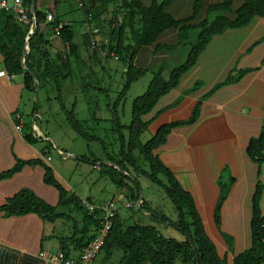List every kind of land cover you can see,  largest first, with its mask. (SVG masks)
Returning a JSON list of instances; mask_svg holds the SVG:
<instances>
[{
	"label": "trees",
	"instance_id": "1",
	"mask_svg": "<svg viewBox=\"0 0 264 264\" xmlns=\"http://www.w3.org/2000/svg\"><path fill=\"white\" fill-rule=\"evenodd\" d=\"M117 1L120 3L117 4L116 14L123 12V17L120 22L115 23V17L111 21L107 48L108 56L111 52H115L119 59L126 63L127 77L115 101L117 105L126 96L131 85L147 71V68L135 64L137 56L144 47L154 45L157 52L163 49L175 51L179 46H184L187 48V54L183 61L170 69L167 77L164 76L166 62L163 61L160 64L146 91L133 101L132 120L127 127L121 121L118 106L114 107L112 131L117 134L119 152L115 156L107 153L105 162L96 158L94 154H91L93 158L85 155L82 159L91 161L95 165L100 164V167L118 188L129 186L128 194L133 202L140 199L142 192L138 175H144L158 184L175 205L177 219H169L165 214L153 209L144 197L138 210L140 212L147 211L153 215L157 214L164 222L177 228L185 236V239L167 238L153 225H143L138 222L127 224L118 213L100 253L104 252V260L108 261L113 257L115 250H122V257L117 264H228L227 255H220L216 243L207 233L194 196L184 188L175 172L162 160L156 150L167 143L173 129L193 125L199 120L204 100L209 99L223 87L240 83L247 75L260 71L264 66V56L260 66L239 67L237 60L226 76L216 82L195 103L189 116L162 122L156 131L152 132L150 138L144 141L142 137L165 111L178 106L186 95L206 86L205 81L198 79L191 88L185 90L172 103L157 109L163 99L172 90L178 88L182 84L183 78L197 67L201 59L203 64H210L216 60L213 57L215 54L212 46L233 43L240 39L241 35L246 34L242 30L243 28L264 17V0H242L237 6H235L236 0H220L213 3H208V0H192V12L185 17H177L170 11L175 0H152L149 5L143 0H88L81 8L89 23L99 22L102 10L108 4L117 3ZM32 2L33 0H26V4L29 6ZM90 13L93 14L92 19H89ZM35 16L37 26L29 34V26L19 23L12 12L0 9V51L4 58L2 64L6 72L10 76L22 75L25 89L31 94L39 92L38 84L40 85L39 90L45 92L48 91V86H55L58 92L57 99L73 130L86 140L99 141L105 145L103 140L91 132L77 117V101L75 100L72 107L68 109L63 98L64 82L77 75L78 72L81 73L82 47L86 48L93 58L103 57L97 51L90 49L91 30L84 33L83 43L80 45L75 42L73 22L64 23L60 33L57 34L56 27L62 22L60 19H54L48 24L49 31L62 41L63 48L52 53L50 50L52 37L46 35V32L41 29V23L47 20V14L38 9L37 0H35ZM169 30L177 31V42L175 44L158 42L160 36ZM217 36L222 37L218 39ZM262 43H264V35L254 41L246 52L252 54ZM27 44H29L30 51L25 54ZM102 45L105 46L106 43L104 42ZM88 75L90 74L85 76L82 74L81 79L84 80ZM90 85V82L83 83V89H88ZM38 103L39 98L34 102L32 113L38 111ZM151 114L153 116L147 119L146 116ZM24 126V139L28 143L35 144L43 140L37 130L33 129L31 122ZM126 129L127 134L125 133ZM52 145L53 143L45 144L44 148H49ZM136 152L149 170L142 168ZM246 153L260 165L259 179L252 196L250 223L252 243L249 248L235 255L234 264H263L264 206H262V197L264 182L260 179V175L261 165L264 164V125L258 135L250 138ZM21 166L22 164H18L14 172L20 170ZM44 167L46 170L44 179L59 190L60 204H73L83 214V226L79 228L75 222L73 224L74 232L70 236L60 238L61 251L67 257H72V250L68 243L74 242L75 248L80 251L95 238L99 228V210L95 214H90L82 206L81 198L75 193H69L56 180L52 168L46 165ZM225 170H229V168L226 167ZM224 171L218 181L220 195L214 211V220L227 243L233 247L235 237L225 231L222 225L223 208L237 179L231 174L224 176ZM10 174L6 173L0 177H8ZM160 175H163L164 179L160 178ZM128 181L134 185L131 186ZM87 199L95 202L90 197ZM1 211L8 215L37 212L45 214V217L51 221L60 217L72 218L65 213L56 212L55 206L41 201L28 189L9 198L5 204L0 206Z\"/></svg>",
	"mask_w": 264,
	"mask_h": 264
},
{
	"label": "crops",
	"instance_id": "2",
	"mask_svg": "<svg viewBox=\"0 0 264 264\" xmlns=\"http://www.w3.org/2000/svg\"><path fill=\"white\" fill-rule=\"evenodd\" d=\"M150 3L146 4L149 5ZM37 7L47 15L52 13L54 19H60L62 24L70 22L60 17L59 13L63 15V12H58L56 7L52 5L43 7L37 0ZM50 22L46 20L41 23V29L46 32V35L52 37L50 50L52 53H56L58 49L63 48V43L49 31L48 24ZM169 33H173L175 36L172 42L161 41L162 37ZM76 36L75 31V42L81 45L83 42L79 43ZM158 42L175 44L177 42V31H166L160 36ZM152 46L154 47L153 53L149 49ZM152 46L144 47L141 50L135 61L137 66L142 68L149 66L154 60L152 59L155 56L153 54H157L159 51L156 52L155 46ZM84 54L85 51L81 49L82 63L86 66H93L91 63H87ZM148 57H150V60H147ZM88 59L89 62L93 59L94 64H97L103 61L104 58H93L89 54ZM243 66L239 65V67ZM204 67L201 59L197 67L191 71V74H194L191 80L188 79L184 85L181 84L178 88L172 90L157 109L172 103L185 90L191 88L196 80L201 79L204 81L203 74L206 73ZM263 73L264 66L260 71L247 75L240 83L223 87L209 99L204 100L199 120L193 125L173 129L167 143L156 150L162 160L175 172L184 188L194 196L206 231L216 243L220 255H227L228 264H234L235 255L249 248L252 243L250 225L252 196L259 179L258 170L260 165L248 156L246 147L250 138L258 135L264 125ZM184 80L185 77L182 83ZM205 82L207 81L205 80ZM215 83L209 85L207 82L204 88L186 95L178 106L165 111L151 125L152 132H155L162 122L189 116L195 103ZM39 89L40 85L38 84L37 90L40 91ZM35 94L26 91L22 75L10 76L3 64H0V176L11 173L8 177H0V206L20 191L28 189L41 201L55 206L56 212L72 216L73 211L77 210L76 207L68 203L60 204L59 190L44 179L46 174L44 165H46L52 168L56 180L65 190L77 194L60 176L47 156L48 149L44 148V141L53 139L51 133L49 129H44V131L40 129L37 123L40 114L39 109L34 113L31 112L30 115L22 111V107L31 102ZM35 98L37 99L38 96ZM188 99L192 102L186 107ZM152 116L153 114L146 116V118ZM34 118L35 127L38 129L37 133L43 137V140L30 144L23 136L24 125L31 122L34 127ZM20 123L23 125V131L16 129V125ZM47 134L49 136H46ZM206 144H209L207 146H210V154L216 164L214 173L205 161L207 152H204L203 148ZM60 150L58 149V151ZM18 164H22V166L20 170L14 172ZM226 165L231 167V175L237 179L223 208L222 228L235 237L233 247H230L227 243L214 220V211L220 195V188L215 179L219 178ZM247 167H250L253 173L250 174ZM260 179L264 182V164L261 165ZM209 180H212L210 187L206 184ZM262 206H264V193ZM66 207H69L68 210H66ZM143 212L149 213L147 211ZM45 216V214L37 212L23 215H8L3 211L0 212V264H45L44 259L39 255L40 252L62 250L60 238L70 236L72 233L61 236L60 232H65L68 227L64 222L61 223V228H57V225L58 220L66 218L60 217L51 221ZM77 225L79 228L83 226H79L78 223ZM68 244L72 250L71 256L76 257L79 251L75 248V243Z\"/></svg>",
	"mask_w": 264,
	"mask_h": 264
},
{
	"label": "rangeland",
	"instance_id": "3",
	"mask_svg": "<svg viewBox=\"0 0 264 264\" xmlns=\"http://www.w3.org/2000/svg\"><path fill=\"white\" fill-rule=\"evenodd\" d=\"M143 1L145 3L151 2V0ZM216 1L220 0H208V3ZM241 1L242 0H236L235 6L239 5ZM38 2L43 7L52 5L56 7L58 12L62 11L63 15L59 13L60 17L64 20L73 22L77 35L76 39L79 43L83 42L84 33L89 32L90 30V39H92V28L99 27L100 33L96 36V39L99 41V44H103L105 42L106 45L103 46L106 48H108L109 43L111 21L115 17L114 22H120L123 17V12L116 14L117 4L120 3L119 1H117V3L108 4V6L102 10L99 22L91 23L86 20V15L82 8L78 6L79 4L77 0H38ZM170 10L177 17H185L192 12V0H175V3ZM254 22L250 26L242 29L246 32V34L244 36L241 35L240 39L235 40L233 43L212 46L213 53L215 54L213 57L216 60L210 64H203L206 72L203 74L204 81L206 80L209 85L213 82L222 80L229 70L235 65L237 60L239 61V65H244L243 67L261 65V60L264 56V43L259 45L252 54H248L246 52L247 48L254 41L264 35V17L259 18ZM174 37L173 33H169L164 35L161 41L172 42ZM220 37L222 36H217L218 39H220ZM232 45H234V47H232ZM149 49H151L150 52L153 53L152 51L154 47L152 46ZM82 51H85L84 57L87 63H91L93 66H86L82 63L80 70L83 76L86 74L90 75L86 76L85 79L82 80V74L78 72L77 75L68 78L64 82V103L67 108L70 109L75 100L77 101V117L83 121L84 125L88 127L91 132L97 134L100 139L103 140L105 145L99 141L86 140L73 130L68 123L66 113H64L61 108V104L57 99L58 92L56 87L50 85L48 86V91H39L36 93V96L39 98L38 109L40 112L37 123L42 131H44V129H49L53 138L51 140L46 139V141H44L45 144L53 143L51 147L49 146V148H47V156L54 164L60 176L73 188V191H75L77 195L84 199L90 197L99 204L112 199L118 200L121 208L119 214L127 222V224L138 222L143 225H153L156 226L167 238L184 240L185 236L177 228L164 222L157 214L153 215L151 213L140 212L138 210L137 201L133 202L132 198L128 194L129 186L118 188L117 185L110 179V176L107 175L100 167V164L95 165L91 161L89 162L86 159H82L85 155L89 158H93L91 154H94L96 158L105 162L108 156L107 153L115 156L119 152L117 134L112 131V112L114 107L117 105L115 101L118 98L127 77L125 72L126 63L122 60L115 59L114 56L110 55L108 57H103V61L94 64L93 59L90 62L88 59V55L91 53L84 47H82ZM186 54L187 48L184 46H179L175 51L165 49L164 51H159L157 54H153L155 55L152 58L154 60H152L149 66L143 67L147 68L146 73L131 85L126 96L120 100V103L117 105L121 121L124 125H126V127L132 120L133 101L146 91L149 83L153 79L154 72L157 71L160 64L163 61L166 62L164 76L167 77L170 69L179 64V62L183 61ZM142 55L144 56V54ZM147 60H150V57H148ZM156 62L158 63L156 64ZM191 73L192 72H189V74L185 76V80L182 85H184L188 79L191 80L194 76V74ZM88 82L91 83L89 88L83 89V83L87 84ZM36 101L37 99L34 95L31 102L26 103L22 107V111L30 115L34 102ZM191 102L192 100L188 99L186 107ZM33 129L36 128L33 127ZM125 133L127 134V129L125 130ZM219 133L221 134L222 132ZM151 135L152 129L146 131L142 139L146 141L151 137ZM207 145L209 144H206L203 148V151L207 152L205 161H207V165H209L208 167L214 173L216 170V164L213 156L210 154V146ZM58 149H61L66 154L61 155ZM137 156L142 168L149 170L148 166L140 159L138 153ZM226 167H228L229 170H222L224 171V176L232 173L231 167L226 165L224 168ZM247 170L250 174L253 173L250 167H247ZM137 177L142 188L140 197L143 195L153 209L165 214L169 219L176 220L177 210L164 190L144 175L140 174ZM160 178L164 179V176L160 175ZM219 178L215 179L218 186ZM211 181L212 180L206 182L208 187L212 185ZM128 182L131 186L134 185L131 181ZM126 203H131L132 206L124 209L123 207ZM68 208L69 207H66V210H68ZM72 216L73 217L71 219L66 218L58 220L57 228L60 227L62 222H64L68 227L65 232H60L61 236L73 233V224L75 222H77L79 226L83 225V214L81 212L74 210ZM122 254V250H115L113 257L107 261L104 260V252H101L99 257H97L92 264H117L122 257Z\"/></svg>",
	"mask_w": 264,
	"mask_h": 264
},
{
	"label": "built area",
	"instance_id": "4",
	"mask_svg": "<svg viewBox=\"0 0 264 264\" xmlns=\"http://www.w3.org/2000/svg\"><path fill=\"white\" fill-rule=\"evenodd\" d=\"M80 7H83L88 0H77ZM31 6L26 4V0H0V9L10 11L14 14L15 19L31 28L33 24V15L31 13ZM93 18V14H89V19ZM47 20L53 21L54 16L52 13H48ZM63 24H59L56 27V33L59 34ZM100 33L99 27L92 28V39H91V49L97 51L101 56H108V49L102 44H99V41L96 39V36ZM110 55L114 56L115 59L119 57L115 52H111ZM3 55L0 51V64L3 63ZM16 129L23 131V125L17 124ZM23 132V136H24ZM82 206L90 213L95 214L99 210L98 219H99V228L95 238L90 241L86 246H84L76 257H67L65 253L61 250L59 251H42L40 252V257L44 259L45 264H92L96 258L99 256L102 246L105 243V240L113 227L114 218L120 212V205L118 200L112 199L104 203L91 202L87 198L80 199ZM142 199L140 198L137 201V206L140 205ZM131 203H126L123 207L127 209L131 207Z\"/></svg>",
	"mask_w": 264,
	"mask_h": 264
},
{
	"label": "water",
	"instance_id": "5",
	"mask_svg": "<svg viewBox=\"0 0 264 264\" xmlns=\"http://www.w3.org/2000/svg\"><path fill=\"white\" fill-rule=\"evenodd\" d=\"M31 13H32V15H33V24H32V26H31V28H30V30H29V34L36 28V26H37V20H36V16H35V0H33V2H32V7H31ZM28 38H29V35H28ZM30 51V48H29V44H27V46H26V50H25V54H27L28 52ZM35 77V76H34ZM35 81H37V79H36V77H35ZM37 89H38V85H37ZM36 95V94H35ZM36 97V96H35ZM33 124H34V128H36L35 126H36V122H35V118L33 119ZM37 130V129H36ZM59 153L61 154V155H64L65 153L63 152V151H59ZM122 172H125V171H123V170H121ZM142 200H143V195L140 197ZM138 206H140V205H138Z\"/></svg>",
	"mask_w": 264,
	"mask_h": 264
}]
</instances>
